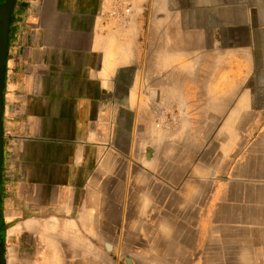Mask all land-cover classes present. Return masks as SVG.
<instances>
[{
    "label": "crops",
    "instance_id": "0c3cea01",
    "mask_svg": "<svg viewBox=\"0 0 264 264\" xmlns=\"http://www.w3.org/2000/svg\"><path fill=\"white\" fill-rule=\"evenodd\" d=\"M35 3L11 18L5 264H264V0Z\"/></svg>",
    "mask_w": 264,
    "mask_h": 264
},
{
    "label": "water",
    "instance_id": "95a60500",
    "mask_svg": "<svg viewBox=\"0 0 264 264\" xmlns=\"http://www.w3.org/2000/svg\"><path fill=\"white\" fill-rule=\"evenodd\" d=\"M16 0H5L0 3V104L3 103V89L6 78V63L10 40L11 18ZM147 148V157L149 155ZM5 248L0 244V264H5Z\"/></svg>",
    "mask_w": 264,
    "mask_h": 264
},
{
    "label": "trees",
    "instance_id": "16d2710c",
    "mask_svg": "<svg viewBox=\"0 0 264 264\" xmlns=\"http://www.w3.org/2000/svg\"><path fill=\"white\" fill-rule=\"evenodd\" d=\"M4 140H3V115H2V105L0 104V195H1V188H2V170H3V163H4ZM0 204H1V197H0ZM6 227V226H5ZM4 245V240H3Z\"/></svg>",
    "mask_w": 264,
    "mask_h": 264
},
{
    "label": "flooded vegetation",
    "instance_id": "af4514ba",
    "mask_svg": "<svg viewBox=\"0 0 264 264\" xmlns=\"http://www.w3.org/2000/svg\"><path fill=\"white\" fill-rule=\"evenodd\" d=\"M5 2V0H3L2 2H0V3H4ZM3 219H2V215H1V204H0V244L2 245V246H4L3 245V240H4V234H5V225H4V223H3V221H2Z\"/></svg>",
    "mask_w": 264,
    "mask_h": 264
},
{
    "label": "built area",
    "instance_id": "2783aa9c",
    "mask_svg": "<svg viewBox=\"0 0 264 264\" xmlns=\"http://www.w3.org/2000/svg\"><path fill=\"white\" fill-rule=\"evenodd\" d=\"M36 0H27V4H28V11H29V14H32L34 13V8L36 6V3H35ZM130 11V9H126L125 12L128 13Z\"/></svg>",
    "mask_w": 264,
    "mask_h": 264
},
{
    "label": "rangeland",
    "instance_id": "374dc122",
    "mask_svg": "<svg viewBox=\"0 0 264 264\" xmlns=\"http://www.w3.org/2000/svg\"><path fill=\"white\" fill-rule=\"evenodd\" d=\"M3 0H0V2H2ZM3 136H4V131H3ZM4 139V138H3ZM5 144V143H4ZM5 147V146H4ZM3 171V170H2ZM0 197H1V195H0ZM5 225V224H4Z\"/></svg>",
    "mask_w": 264,
    "mask_h": 264
}]
</instances>
